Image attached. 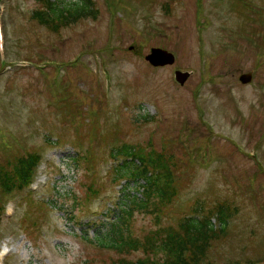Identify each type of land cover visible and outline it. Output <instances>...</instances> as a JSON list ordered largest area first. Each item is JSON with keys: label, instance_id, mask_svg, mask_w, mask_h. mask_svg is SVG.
<instances>
[{"label": "rangeland", "instance_id": "374dc122", "mask_svg": "<svg viewBox=\"0 0 264 264\" xmlns=\"http://www.w3.org/2000/svg\"><path fill=\"white\" fill-rule=\"evenodd\" d=\"M94 2V18L53 33L30 19L37 0H0V161L41 155L30 187L3 199L0 264H108L94 238L119 198L111 148L165 140L185 168L161 222L226 203L235 210L208 262L264 264V0ZM236 10L260 12L246 22ZM151 47L173 64L151 66ZM150 208L132 234L154 227Z\"/></svg>", "mask_w": 264, "mask_h": 264}, {"label": "trees", "instance_id": "16d2710c", "mask_svg": "<svg viewBox=\"0 0 264 264\" xmlns=\"http://www.w3.org/2000/svg\"><path fill=\"white\" fill-rule=\"evenodd\" d=\"M236 1L245 6L244 0ZM37 4L30 19L53 33L84 17L94 18L97 13L94 0H37ZM236 11L246 22L253 17V12L255 15L260 12ZM247 27L250 26L247 24ZM256 30L260 29H254L255 40L264 42V35H257ZM252 31L250 36H253ZM170 146L165 140L159 150L152 147L145 150L128 144L111 148L110 158H120L113 168V181H123V192L116 209H113L117 211L113 217L109 216L107 222L100 223L101 229L97 230L94 238L100 247L114 253L115 256L108 257V264H211L207 260L209 250L218 235L225 231L234 208L219 202L205 213L200 205H196L190 214L180 217L175 223L163 224L159 213L177 198V174L184 167L172 149L167 148ZM40 161L38 152L19 151L10 152L0 161V223L4 197L26 189L33 181ZM88 190L94 194L90 187ZM150 206V212L156 216L154 227L141 236L132 234L130 223L134 213L149 210ZM103 227L105 232L102 233ZM134 254L137 256L131 257ZM92 261L88 259L86 264H94Z\"/></svg>", "mask_w": 264, "mask_h": 264}, {"label": "water", "instance_id": "95a60500", "mask_svg": "<svg viewBox=\"0 0 264 264\" xmlns=\"http://www.w3.org/2000/svg\"><path fill=\"white\" fill-rule=\"evenodd\" d=\"M174 59L175 57L171 52L158 47L151 48L149 53L145 56V60L155 67L171 65L173 64ZM187 77L188 76L186 73H183L179 70L175 71V79L180 83H183ZM251 78L252 74L248 72L241 74L238 79L241 83L246 84L251 81Z\"/></svg>", "mask_w": 264, "mask_h": 264}, {"label": "bare ground", "instance_id": "6f19581e", "mask_svg": "<svg viewBox=\"0 0 264 264\" xmlns=\"http://www.w3.org/2000/svg\"><path fill=\"white\" fill-rule=\"evenodd\" d=\"M2 252H7V250L5 249V248H2V250H1Z\"/></svg>", "mask_w": 264, "mask_h": 264}]
</instances>
